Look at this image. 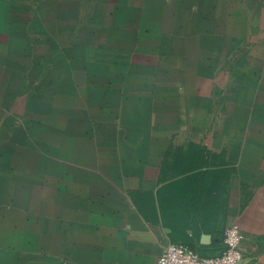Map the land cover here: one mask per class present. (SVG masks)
<instances>
[{
    "label": "crops",
    "instance_id": "crops-1",
    "mask_svg": "<svg viewBox=\"0 0 264 264\" xmlns=\"http://www.w3.org/2000/svg\"><path fill=\"white\" fill-rule=\"evenodd\" d=\"M257 1L259 15L248 3L237 8L247 19L239 46L251 40L263 50L264 0ZM60 5L0 0V207L9 208V216L13 139L23 128L13 119H42L55 110L45 103L44 89L59 76L49 75L60 59L54 40L64 14ZM48 39L50 55L44 58ZM81 70L68 68L59 92H68L69 116L85 109ZM165 85L170 87L164 93L140 90L120 97L115 125L97 137L87 131L83 156L76 149L66 173H60V158L53 164L59 172L52 184L53 220L67 231L69 246L59 256L62 264H157L172 243L216 256L226 247L231 223L244 234L239 264H264L263 128L221 115L213 81L195 77ZM53 103L60 108L58 98ZM32 151H20L24 164Z\"/></svg>",
    "mask_w": 264,
    "mask_h": 264
},
{
    "label": "rangeland",
    "instance_id": "rangeland-1",
    "mask_svg": "<svg viewBox=\"0 0 264 264\" xmlns=\"http://www.w3.org/2000/svg\"><path fill=\"white\" fill-rule=\"evenodd\" d=\"M243 3L261 14L257 0H60L64 14L54 37L60 59L49 75L59 76L44 89L45 103L55 110L42 119H13L23 128L13 139L10 216L9 208L0 207L6 214L0 215V264H62L59 256L69 246L67 231L62 224L57 228V213V224L53 220L52 184L59 173L53 164L60 158V173H66L75 150L83 156L87 131L97 137L115 125L123 95L164 93L170 87L165 83L195 77L213 81L221 115L263 128L264 143V46L251 40L239 46L247 20L237 10ZM50 45L43 40L44 58ZM72 66L85 73L88 94L79 90L86 95L85 109L69 116L68 92H59ZM22 150H33L26 164Z\"/></svg>",
    "mask_w": 264,
    "mask_h": 264
},
{
    "label": "built area",
    "instance_id": "built-area-1",
    "mask_svg": "<svg viewBox=\"0 0 264 264\" xmlns=\"http://www.w3.org/2000/svg\"><path fill=\"white\" fill-rule=\"evenodd\" d=\"M244 234L238 223H231L225 230L224 251L216 256H203L184 244H169L160 255L157 264H239L244 258L242 241Z\"/></svg>",
    "mask_w": 264,
    "mask_h": 264
},
{
    "label": "trees",
    "instance_id": "trees-1",
    "mask_svg": "<svg viewBox=\"0 0 264 264\" xmlns=\"http://www.w3.org/2000/svg\"><path fill=\"white\" fill-rule=\"evenodd\" d=\"M204 256V255H203Z\"/></svg>",
    "mask_w": 264,
    "mask_h": 264
}]
</instances>
